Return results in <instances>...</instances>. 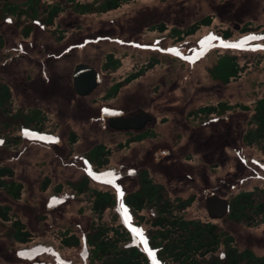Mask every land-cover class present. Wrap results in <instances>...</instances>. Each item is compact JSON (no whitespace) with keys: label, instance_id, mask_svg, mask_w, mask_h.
<instances>
[{"label":"rangeland","instance_id":"374dc122","mask_svg":"<svg viewBox=\"0 0 264 264\" xmlns=\"http://www.w3.org/2000/svg\"><path fill=\"white\" fill-rule=\"evenodd\" d=\"M41 1L63 8L52 27L9 16L0 21V81L12 91L13 109L37 110L43 116L39 132L14 123L0 135V166L13 168L24 188L19 201L0 190V207H11V219L21 221L32 235L31 242L19 244L12 237L11 222L0 219V264H97L85 237L98 217L90 196L72 186L86 176L91 189L109 191L117 200L101 222L126 228L129 245L144 249L155 213L143 211L145 221L138 222L124 205V197L139 188L142 170L164 185L172 199L195 196L183 213L186 219L216 223L233 235L239 249L264 255V224L248 228L227 218L212 221L205 209L211 194L230 199L256 187L264 189V151L243 143L255 103L264 97V0H133L116 11L94 15L78 14L67 0ZM75 1L95 5L101 0ZM209 16L211 24L193 36L181 42L172 37L173 30L186 31ZM26 25L32 27L28 38L23 36ZM159 26L165 27L163 33L157 31ZM108 54L121 62L116 71L104 70ZM225 54L236 55L244 67L228 85L209 72ZM153 59L158 64L145 76L105 100L112 85ZM80 63L101 76L96 91L85 98L73 86ZM219 103L249 110L193 115L200 107ZM139 110L155 117L144 130L155 137L125 146L138 133L116 132L108 118ZM5 120L0 115V123ZM8 138L19 139V145H6ZM99 144L112 150L103 169L87 160ZM66 231L80 238L78 248L61 245L60 234ZM150 259L152 264H171Z\"/></svg>","mask_w":264,"mask_h":264},{"label":"trees","instance_id":"16d2710c","mask_svg":"<svg viewBox=\"0 0 264 264\" xmlns=\"http://www.w3.org/2000/svg\"><path fill=\"white\" fill-rule=\"evenodd\" d=\"M133 0H101L99 4H80L75 0L67 2L75 5V11L79 14L107 13L119 9L123 4ZM63 8L60 5H49L41 0H0V18L11 15L18 18L25 16L32 21L44 17L45 25L53 26L54 20ZM212 17H206L186 31L173 30V37L177 41L193 36L203 26H208ZM30 27L26 28L25 36L30 33ZM160 32L165 27L159 26ZM247 32V29L244 30ZM230 32H226V38ZM3 45L0 40V46ZM158 64L150 60L138 71L129 74L123 80L115 83L104 96L105 100L116 98L122 88L144 76L149 70ZM121 66V62L108 54L104 64L105 71H115ZM244 67L240 66L236 55L225 54L220 56L216 64L209 70L211 77L228 85L240 77ZM11 93L9 88L0 83V112L4 115L12 114ZM236 108L247 111V106H230L227 103H219L216 106L200 107L193 115H223ZM250 121L251 127L243 137V142L248 146H258L264 151V97L257 100ZM14 118L22 120L26 124L35 122L41 118L38 113L31 116L17 115ZM10 123L4 128H11ZM0 132L4 131L1 129ZM150 137V133L129 139L126 146L132 142L143 141ZM9 142V141H8ZM11 142L17 143V140ZM90 162L97 168L108 165L111 151L104 145H96L88 154ZM47 180L43 189L48 185ZM89 179L84 177L72 186L78 194L88 193L91 198V210L98 217V222L93 223L90 232L86 236V244L91 248L92 260L97 264H152L147 252H151L159 262L171 264H264V255H257L250 249L240 250L236 246L233 235L223 230L219 225L201 220H187L180 214L190 208L195 197L187 199H172L166 188L153 181L147 171L140 172L139 188L124 198V203L138 219L144 222L145 217L140 216L143 211H154L155 217L150 222L151 230L148 240L145 242V250L135 245H129L130 233L126 228L111 227L101 219L103 215L116 205L115 195L109 191L91 189ZM0 189H4L12 198L20 199L23 185L14 180V170L8 167H0ZM61 188L57 189L59 192ZM9 207H0V217L9 221ZM230 221L243 224L248 228H257L264 224V189L256 187L251 191H243L230 200V210L227 217ZM12 235L20 243H27L32 235L25 229L21 221L12 224ZM62 246L78 248L81 245L80 238L75 234L63 232L60 234Z\"/></svg>","mask_w":264,"mask_h":264},{"label":"water","instance_id":"95a60500","mask_svg":"<svg viewBox=\"0 0 264 264\" xmlns=\"http://www.w3.org/2000/svg\"><path fill=\"white\" fill-rule=\"evenodd\" d=\"M100 83L98 72L88 65H78L75 70L74 84L80 96L90 95ZM153 121L151 115L140 111L136 116L129 118H110V126L115 130H142L146 124ZM206 207L212 218L222 219L228 211V202L216 195L206 199Z\"/></svg>","mask_w":264,"mask_h":264},{"label":"snow or ice","instance_id":"6c2138e0","mask_svg":"<svg viewBox=\"0 0 264 264\" xmlns=\"http://www.w3.org/2000/svg\"><path fill=\"white\" fill-rule=\"evenodd\" d=\"M241 45H231V47H240ZM2 143V142H0ZM137 232H139V230H136Z\"/></svg>","mask_w":264,"mask_h":264}]
</instances>
